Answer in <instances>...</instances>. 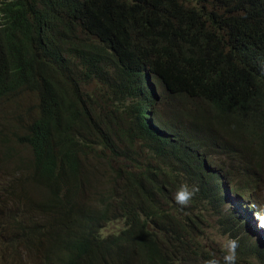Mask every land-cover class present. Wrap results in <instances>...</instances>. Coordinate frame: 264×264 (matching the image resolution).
Segmentation results:
<instances>
[{
  "label": "trees",
  "instance_id": "trees-1",
  "mask_svg": "<svg viewBox=\"0 0 264 264\" xmlns=\"http://www.w3.org/2000/svg\"><path fill=\"white\" fill-rule=\"evenodd\" d=\"M190 1L0 0V264H264V0Z\"/></svg>",
  "mask_w": 264,
  "mask_h": 264
},
{
  "label": "rangeland",
  "instance_id": "rangeland-1",
  "mask_svg": "<svg viewBox=\"0 0 264 264\" xmlns=\"http://www.w3.org/2000/svg\"><path fill=\"white\" fill-rule=\"evenodd\" d=\"M185 3L187 2H192L190 0H183ZM161 112L163 114L166 113V111L164 109H161ZM170 116V114L168 115ZM136 149L139 148L138 144L134 145ZM7 174L8 178L11 179V185L15 186V187H19L20 186V182L16 179L17 176L16 175H12L10 174V172L8 170H3L1 171L0 175L3 178V174ZM1 179V178H0ZM5 182L6 180L3 179ZM259 195L264 196V188L262 190V193H260ZM245 199H239L237 197H234L231 199V201L228 203L226 210H232L234 212H239L242 211L244 208L243 207V201ZM262 202L261 204L264 206V199H260ZM14 207H17L16 205ZM9 210H4L1 211L0 214L4 215L6 213H8ZM245 212L247 213V215L249 216V211L245 210ZM201 220L202 222H200V225L202 226V232H203V240L201 242L203 248L210 250L213 249L216 251V255L217 256H222L224 257L226 249H225V245L228 239H230L228 236L223 235L222 231L219 230L218 225H217V219L212 217L211 214H206V213H202L201 214ZM247 224L250 225L251 229V233H250V237L253 239V242L257 241L259 239V237L262 236V234H264V227H260L258 226V224H260V222L255 218V216L251 215L249 217V219H247ZM123 227V223L121 222H113L110 223L109 225H107V227L102 231L103 235H107L110 233H115L118 230H120ZM6 234V233H3ZM8 237L7 235H4L2 237L1 241H8ZM260 240V239H259ZM251 264H257L255 262H251Z\"/></svg>",
  "mask_w": 264,
  "mask_h": 264
},
{
  "label": "clouds",
  "instance_id": "clouds-1",
  "mask_svg": "<svg viewBox=\"0 0 264 264\" xmlns=\"http://www.w3.org/2000/svg\"><path fill=\"white\" fill-rule=\"evenodd\" d=\"M198 188L194 185H190L187 182L180 185L175 194V201L181 206H187L193 198L196 196ZM255 218L260 222L264 221V208L254 213ZM260 227H264V222L258 224ZM239 243L236 239H228L225 245V255L223 257L224 264H237V248ZM208 264H220V262L213 258L208 261Z\"/></svg>",
  "mask_w": 264,
  "mask_h": 264
}]
</instances>
